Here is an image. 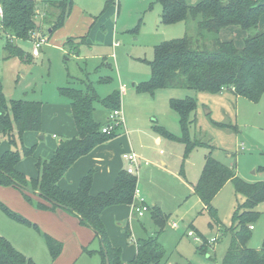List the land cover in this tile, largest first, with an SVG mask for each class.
Listing matches in <instances>:
<instances>
[{"label": "rangeland", "instance_id": "1", "mask_svg": "<svg viewBox=\"0 0 264 264\" xmlns=\"http://www.w3.org/2000/svg\"><path fill=\"white\" fill-rule=\"evenodd\" d=\"M199 1L187 0L190 4ZM73 6L64 27L57 29L50 39L47 37L50 22L46 21L44 35L38 32L32 35L31 41H18L29 57L27 60L5 58L6 39L0 30V37H3L0 38V83L6 100L42 101L45 108L44 130L29 132L30 139L24 135L23 144L34 148L33 155L27 157L31 162L34 154L47 158L43 151L65 139L58 121L60 119L62 123L61 119L70 115L69 101L59 93V87L77 86L74 81L85 79L93 83L102 98L120 91V107L125 114L126 127L141 160L135 173L139 176L136 186L139 184L146 194L150 210L137 216L133 205L138 203L133 199L130 206L134 216L129 215V210L121 212L122 218L115 219L118 220L115 225L130 223L133 236L144 235L137 242L158 234L164 249L163 264H223L231 240L230 229L234 226L233 216L238 201L242 199L236 194L234 183L228 181L213 200L216 209L213 215L194 193V186L199 182L210 151L217 160L233 167L244 181L264 180V94L258 101H252L231 92L212 94L184 88H160L154 94L138 91L133 84L150 79L151 70L145 60L154 58L155 47L171 39L196 35L197 21H164L163 7L158 0H74ZM1 20L0 15V24ZM85 33H89L87 39L90 43H83L78 53L70 51L67 39L72 37L68 42L76 45V38ZM43 37L46 38L43 51L34 57V44ZM84 41L86 37H82L81 42ZM116 42L118 45L114 47ZM103 57L113 65L112 69L102 65ZM187 96L197 100L191 137L203 140L207 145L196 146L185 154L183 143L161 135L155 125L181 137L182 127L171 108V100ZM109 110L99 105L95 119L102 124L109 123L106 118ZM59 114L60 118L55 120ZM217 122L229 126L220 127ZM3 131L0 123V156L9 149L22 150L20 137L16 135V143H12ZM53 132L59 137L53 139ZM43 135L46 140L42 139ZM12 188L18 191L14 186L0 187V192L9 196L0 200L27 218L18 209V197L11 194ZM158 202L167 216L162 231L152 218ZM256 209L261 214L253 221L248 246L261 249L264 245V202ZM46 221V226H51L49 217ZM141 221H145V226ZM174 222L178 223V228L173 227ZM210 222L214 223L213 228L209 226ZM37 225L41 231H49L43 224L37 222ZM79 226L80 231L73 229L70 234L66 229L63 251L53 258L38 230L15 220L0 207V235L36 264H103L99 238L86 224L79 222ZM190 231L193 236L188 235ZM146 232L153 234L145 235ZM212 238L215 241L211 242ZM129 240L134 246L133 239L129 237ZM88 249L94 251L88 252Z\"/></svg>", "mask_w": 264, "mask_h": 264}, {"label": "trees", "instance_id": "2", "mask_svg": "<svg viewBox=\"0 0 264 264\" xmlns=\"http://www.w3.org/2000/svg\"><path fill=\"white\" fill-rule=\"evenodd\" d=\"M158 2L163 7L164 21L186 22L192 19L197 21L198 31L194 36L185 35L157 45L154 58L145 60L150 67L151 77L136 85L138 91L154 94L160 88H184L212 94L231 92L252 101H258L262 97L264 27L259 29L260 17L264 13L262 0H201L193 5L187 0ZM0 4L3 8L0 30L6 36L5 58L18 57L27 60L28 55L17 45V41L30 40L46 21L50 22L53 31L63 26L72 11L73 0H0ZM40 16L41 19L37 21ZM230 26H238L248 32L243 47H238L233 40L223 41L220 38L221 31ZM68 40L66 43L70 51L78 53L81 42L78 41L74 46ZM107 67L111 68V65L108 64ZM74 82L80 87H59V93L70 101L77 135L61 140L50 158L35 157L38 169V176L35 178L19 171L17 165L24 157L34 153L33 147L23 144V138L28 131H41L43 103L28 99L7 101L0 83V123L4 135L12 143H16L15 137L18 135L23 146L22 150L9 149L0 156V185L18 188L25 200L38 209L63 208L77 217L81 224H86L99 238L103 264H106L105 249L111 264H163L164 249L158 234L138 241L136 256L124 263L122 250L112 245L102 219L103 211L110 206L131 205L137 184L136 176L122 170L113 187L97 195L91 193L92 171L82 178L79 189L75 192L65 190L59 185L60 179L80 157L109 142L117 136L120 128L109 134L104 133L102 127L105 123L95 119L99 105L110 108V113L120 108V91L102 98L91 81L77 79ZM171 108L179 117L182 135L176 137L155 125L161 135L183 143L185 154L196 146L207 145L203 140L191 137L190 128L195 120L192 116L197 109V100L190 96L173 99ZM216 124L220 127L229 126L221 122ZM228 181L234 183L235 192L242 201H238L233 216L234 226L230 229L231 240L223 264H264V245L261 249L248 246L250 226L261 214L256 208L264 202V180L252 183L244 181L233 167L217 160L210 151L206 155L199 182L194 186V193L200 198L204 208L214 215L216 209L212 204L213 200ZM34 195H38L39 200ZM0 207L15 220L38 230L43 235L52 257L59 256L63 248L62 242L41 231L37 223L14 211L1 200ZM166 217L158 206L152 211L153 221L161 231L164 229ZM209 226L213 228L214 223L210 222ZM203 249L200 246V250ZM87 251L92 252L90 249ZM0 264L36 263L0 235Z\"/></svg>", "mask_w": 264, "mask_h": 264}, {"label": "crops", "instance_id": "3", "mask_svg": "<svg viewBox=\"0 0 264 264\" xmlns=\"http://www.w3.org/2000/svg\"><path fill=\"white\" fill-rule=\"evenodd\" d=\"M43 1H54V0H43ZM262 1L264 2V0H262ZM73 5H74V0H73ZM191 5H193V4H191ZM73 7H72V11H73ZM72 11H71L70 15L68 16L66 22L70 18ZM0 26H1V24H0ZM44 26H45V23H43L42 28L39 30V33H42L43 35H44V33H43ZM103 27H105V26H103ZM263 27H264V13L260 17L259 29H261ZM56 30L53 31L49 26V35H47L48 39H50L52 37V34ZM88 34L89 33H85V34L80 35L81 37L76 38V39H78V41L81 42L82 37H86V41L81 42L80 46L83 43H90L87 39ZM247 34H248V32L246 30H243L242 28H240L238 26H230V27H227L221 31L220 38L223 41L233 40L238 47H243L244 38L247 36ZM3 37H5V39H6V36L4 34H3ZM3 37H0V38H3ZM69 38H72V37H69ZM73 38H75V37H73ZM28 41H31V40H28ZM78 41H76V42H78ZM17 45H18V41H17ZM66 45H67V43H66ZM117 45H118V42L114 43V47ZM41 51H43V45L41 47ZM112 56H115V53H113ZM12 58H17V57H12ZM103 58L105 60L103 61L102 65H106L105 67H107V65L110 64L111 69H112L113 65L106 61V57H103ZM107 80L108 79L106 78V81ZM136 84H138V83L133 84L134 88H136ZM77 86L80 87L79 84ZM121 99H122V95H121ZM44 110H45V108L43 105L41 131H43L44 130L43 128H45V126H46L45 122H44ZM68 110L70 112V115H68L67 119H61L62 123H61L60 119L58 121V123L60 124V127L62 129L61 135L65 136V138H71V137H74L77 135L76 124L74 122V119L71 116L70 101H69ZM109 113H110V111L108 112L106 118H108ZM123 113H124V111H123ZM57 118H60V114L55 117V120ZM124 120H125V114H124ZM29 132H35L36 133L39 131H28V132H26L25 136L28 135L29 139H30L31 137L29 135ZM120 132H123L124 134L122 136H119V137H118V135L115 136L109 142L97 146L89 154L80 157L67 170L66 174L60 179L59 185L65 190L75 192L79 189L82 178L84 176H86L90 171H92L93 172V183H92V187H91V193L93 195H97L101 192L109 191L113 187L119 172L122 170H126V168L129 166V162L123 158V154L126 152L137 153L134 150V145H133V142L131 140V135H129V130L126 127V120H125V125L120 127L117 130V133H120ZM58 137H59V134H57L55 132L52 133L53 139L58 138ZM42 139L46 140L44 135H43ZM157 141L159 142L160 138L157 137ZM57 145H58V142H57L56 146H55V144H53L51 146V148H49V150H46L47 152L43 151V154H45L44 156H46L47 158H50L52 156L54 150L56 149ZM35 157H42V156L34 154L33 161H32L34 164V167H33L31 160L29 159V157H26L25 159H23L22 161H20L18 163L17 169L19 171L25 173L29 177H34V178L37 177L38 176V169H37L36 164H35V162H36ZM140 164H141V160H140ZM30 166H31V168H30ZM138 168H140V165ZM134 176L137 177V183H139L138 174H134ZM0 187L8 188V186H3V185H0ZM139 187L141 189V186H139ZM11 190H12L11 194L17 195V197H18V200H17V202L19 203L18 209L23 214L30 217L31 219L27 217L29 220L33 219V220H35L33 222H35V223L39 222V223L43 224L49 230L48 232L46 231V233H48L49 235H51L52 237H54L58 241L62 242L63 247H64V242H65L66 236H67V230H68L69 234H70V232H72L73 229L76 230L77 232L80 231L79 219L77 217L69 214L65 209H63V208H54L51 210L38 209L35 206H33L31 203H29L27 200H25L24 196L22 195V193L19 189H18V191L14 190V188H12ZM141 191H142V194L146 198V203L149 205V203L147 202L146 194L143 192V190H141ZM3 197L5 198V197H9V196L7 195V193L0 192V198L4 199ZM33 197L36 200H39L38 195H34ZM23 199L27 203H25L23 201ZM160 205H161L160 202L156 203V206H158L159 208H160ZM149 207H150V205H149ZM126 210H129V215L131 217L134 216V213L131 209L130 204L110 206L105 211H103V213H102V219H103V222L107 228L111 243L114 247H120L121 248L122 260L124 263H128L129 261H131L136 256V254H137V239L144 237V235L139 236V237L133 236L132 231H131V227H130V223H127V225H125V224H122L121 222H118L119 226L115 225V221H118L115 219H121L122 218L120 216V214H122L121 212H124ZM136 215L140 216L139 214H136ZM46 217H49L52 220L51 226L49 224H48V226H46V223H47ZM61 223L64 224L65 226L61 227V225H60ZM141 223L143 224V226H145V224H146L145 221H141ZM151 233L152 232H146L145 235L151 234ZM94 234H95V232H94ZM95 237H96V235H95ZM129 237L131 239H133V242L135 244L134 246L130 245L129 242H131V241L129 240ZM100 248H101V243H100ZM62 251H63V248H62ZM92 251H94V249Z\"/></svg>", "mask_w": 264, "mask_h": 264}, {"label": "built area", "instance_id": "4", "mask_svg": "<svg viewBox=\"0 0 264 264\" xmlns=\"http://www.w3.org/2000/svg\"><path fill=\"white\" fill-rule=\"evenodd\" d=\"M2 13H3V8L0 4V15H1V17H2ZM45 41H46V38L43 37L42 39H39L35 42L34 48L32 51L33 56H39L40 55L41 47ZM108 122L109 123L105 124L102 127V131L104 133H108V134L115 131L118 127H122L125 125L124 113H123V110L121 107L119 109L113 110L110 113V115L108 117ZM123 158L129 162V166L126 168V171L128 173L134 175L136 173V169L138 170V167L140 165L139 156L137 155V153H134V152H126L123 154ZM133 199L135 202L138 203V205H135V204L133 205V211L135 213L141 215L143 212H146L150 209L149 205L146 203V198L142 194V191H141L139 185H137L135 187ZM173 227L178 228L179 227L178 223L174 222ZM250 228L253 229L254 226L251 225ZM188 235L193 236V233L190 231V232H188ZM195 239L198 240V237H195ZM210 241L211 242L215 241V238H212Z\"/></svg>", "mask_w": 264, "mask_h": 264}, {"label": "water", "instance_id": "5", "mask_svg": "<svg viewBox=\"0 0 264 264\" xmlns=\"http://www.w3.org/2000/svg\"><path fill=\"white\" fill-rule=\"evenodd\" d=\"M42 137H43V136H42ZM105 255H106V264H111V263H110V258H109V256H108V253H107L106 249H105Z\"/></svg>", "mask_w": 264, "mask_h": 264}]
</instances>
